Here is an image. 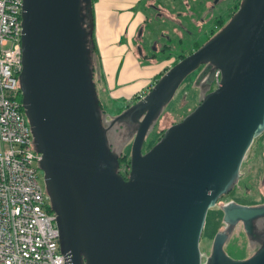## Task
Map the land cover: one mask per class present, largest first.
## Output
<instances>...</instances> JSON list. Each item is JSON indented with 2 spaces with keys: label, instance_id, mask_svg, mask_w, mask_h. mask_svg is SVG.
Listing matches in <instances>:
<instances>
[{
  "label": "water",
  "instance_id": "obj_1",
  "mask_svg": "<svg viewBox=\"0 0 264 264\" xmlns=\"http://www.w3.org/2000/svg\"><path fill=\"white\" fill-rule=\"evenodd\" d=\"M83 2L22 0L21 11V101L65 264H201L207 213L235 187L264 133V0H242L207 43L117 116L133 139L126 177L101 123ZM202 66L210 83L220 72L215 90L144 152L155 119ZM222 212L224 223L242 222L248 233L264 217V207L233 203ZM227 238L216 234L206 264H264V242L233 260Z\"/></svg>",
  "mask_w": 264,
  "mask_h": 264
},
{
  "label": "built area",
  "instance_id": "obj_2",
  "mask_svg": "<svg viewBox=\"0 0 264 264\" xmlns=\"http://www.w3.org/2000/svg\"><path fill=\"white\" fill-rule=\"evenodd\" d=\"M21 11L22 0H0V264H65L21 101Z\"/></svg>",
  "mask_w": 264,
  "mask_h": 264
},
{
  "label": "rangeland",
  "instance_id": "obj_3",
  "mask_svg": "<svg viewBox=\"0 0 264 264\" xmlns=\"http://www.w3.org/2000/svg\"><path fill=\"white\" fill-rule=\"evenodd\" d=\"M168 4L169 7L165 10L166 14L178 17V21L183 23L187 22L186 14H188V11L194 10L197 7L195 0H168ZM186 4L189 5V8ZM232 4L233 2L231 1L225 9L223 8L224 11L221 9V11H223L222 15L224 14L223 17H225L228 13L227 8ZM160 25L161 28L166 29L168 34L173 36V26L165 22ZM210 25L213 26V23L211 22ZM178 37L184 38L182 39V44L179 49L180 52L183 54H190L191 51L193 52V49L197 47L196 44L200 47L201 43L206 40L207 32L204 30L202 34L195 35L194 37H191V39L187 38L188 40L186 39V34L183 32H181ZM174 53H177V51ZM174 59L175 56H172L171 61L173 62ZM98 71L99 67H96V74ZM199 72L200 70L193 72L182 82L173 100L163 108L160 116L155 119L154 127L151 128L146 136L144 151H148L152 146H154L167 128L179 123L187 115H189L200 103L202 97L207 94L208 87L201 80L202 78L200 77ZM158 79L154 80L153 84ZM95 90L98 98L100 97L99 99H101V108L104 109L103 112L101 110L99 112L101 115L102 126L105 132H107V140H109V143L112 145L111 148L114 153L124 152L128 156L133 140L132 137L129 136L128 132H126L128 127L127 123L129 122L127 119H120L115 122V119L119 116L118 113L121 110L120 108L122 107V103L108 102L103 97L99 85L97 84ZM147 92L148 90L146 93ZM137 98L138 100L141 99L139 96ZM123 112L124 111H122V113ZM112 123L115 124L112 128H109L108 126L112 125ZM125 133L127 134L125 135ZM1 149L2 145L0 144V150ZM262 158H264V139L260 136L253 142L247 152V156L241 168V178L238 183L228 196L222 197L219 200L218 205L215 208L210 209V212L207 215L199 245L200 251L202 252V264H204L205 260L209 258L211 253V244L215 234L224 228L220 213L221 206L234 201L252 205L244 196L239 195L243 193H249L251 196H253V194L259 195L261 197L260 205L264 204V176L262 175V171H260L261 163H263ZM38 180L43 188L45 196L48 197L43 181V173L40 169L38 171ZM247 239L251 241V238L249 236L247 237V235L245 236V234L238 228L234 230L232 236L227 242L226 250L228 254L234 258L243 259L245 256L246 258H250L257 251L258 247L255 248V244H252L253 248H251L249 246L250 242H248ZM261 240L264 242V235L261 237Z\"/></svg>",
  "mask_w": 264,
  "mask_h": 264
},
{
  "label": "crops",
  "instance_id": "obj_4",
  "mask_svg": "<svg viewBox=\"0 0 264 264\" xmlns=\"http://www.w3.org/2000/svg\"><path fill=\"white\" fill-rule=\"evenodd\" d=\"M150 2L156 4L155 0H95L94 29L99 56L94 62V81L108 102L122 103L121 110L146 93L166 71L167 64L143 61L134 41L141 23L150 15L146 10Z\"/></svg>",
  "mask_w": 264,
  "mask_h": 264
},
{
  "label": "flooded vegetation",
  "instance_id": "obj_5",
  "mask_svg": "<svg viewBox=\"0 0 264 264\" xmlns=\"http://www.w3.org/2000/svg\"><path fill=\"white\" fill-rule=\"evenodd\" d=\"M155 1H156V4L150 2V4H148V7L146 6V10H149L150 15L146 17L144 21L141 23L142 25L138 29L137 34L135 35L134 41L136 43L138 56H140L141 59H143V61L148 62V63L156 62V64H160V63H164V65L167 64L164 69L168 70L170 69L172 64L177 60V57L179 56L186 57L190 55L191 53H193L194 51L198 50L205 44L204 42L207 43L221 28H223L231 19L230 17L232 16V14L236 12V6L239 4L240 0H195L197 3V7L194 10L188 11V14H186L187 22H184V23L178 21V17L172 16V15L169 16L168 14H166L165 10H167V8L169 7L168 0H155ZM231 1L233 2V4L227 8L228 13L225 15V17H223L224 14L222 15V12L224 11L226 6ZM186 6L189 8L188 4H186ZM221 9H223V11H221ZM164 22L174 27L173 36L168 34L166 29L161 28L160 24ZM211 22L213 23V26L210 25ZM204 30L207 32V37H206V40L203 43H201L200 47H198V45L196 44L198 48L195 47V49H193L194 51L193 52L191 51L190 54H183L182 52H180L179 49L182 44V39H184L183 37H178V35L181 32L186 34V39L187 38L191 39V37H194L195 35L202 34ZM176 51L177 53H174ZM172 56H175V59L173 62L171 61ZM204 69H205V66L200 67L198 69L200 70L199 74H201ZM209 71H212V69L210 68ZM201 80L208 87V89L212 85V83H210L209 81V74L206 77H203ZM216 86L217 85H215V87ZM126 132H128V130H126ZM126 134L127 133H125V135ZM261 136L264 139V133ZM111 147H110V152H113V149ZM120 153L123 154V152H120ZM125 155H124L125 162L118 160V168H117L118 173L124 177L127 176V175H124V170L130 164L129 152H128V156L126 155L127 157ZM262 162L263 163H261L260 171H262V175L264 176V158H262ZM242 165H241V168H242ZM240 173H241V169H240ZM231 191L228 194H230ZM228 194L225 196H228ZM239 195L244 196L247 200L250 201V204L252 205L242 204L237 201L230 202V203L243 206V207H264V204L260 205L261 197L259 195L253 194V196H251L249 193L247 194L243 193ZM219 200L216 206L218 205ZM222 207L223 206L220 207V213H221L222 222L224 224V228L218 231L217 233L224 232L228 234V238L223 246V249L225 253L233 260H246L248 259L246 258V256L242 259V258H234L231 255H229L226 250L227 242L232 236L233 231L238 228L245 234V236L247 235V237L249 236L251 238V241L247 239V241L250 242L249 246L251 248H253L252 244H255L254 245L255 248L257 247L259 248V246L263 242V240H261V237H263L264 235V217L258 220H255L253 222L254 230L248 233V231L246 230L242 222H238L233 226H229L226 223H224ZM209 212L210 210L208 211V213ZM214 238H213V241H214ZM213 241L211 244V251H212ZM200 253H201V264H202V252L200 251ZM207 259L205 260L204 264H206Z\"/></svg>",
  "mask_w": 264,
  "mask_h": 264
},
{
  "label": "trees",
  "instance_id": "obj_6",
  "mask_svg": "<svg viewBox=\"0 0 264 264\" xmlns=\"http://www.w3.org/2000/svg\"><path fill=\"white\" fill-rule=\"evenodd\" d=\"M241 1L242 0L239 1V4H240ZM239 4L236 6V10L238 9ZM94 7H95V0H84V2L82 4V10H81V26H82V28L84 30H86V38H85V41H86L87 48H88L90 54L93 57V59H92L93 60L92 61L93 71H94V62H95L96 59H98V56H99L98 55L97 45H96V39H95V29H94V26H95V22H94V12L95 11H94ZM234 13L232 14V16L230 18L233 17ZM183 58H185V56H179V57H177V60L172 64V66L175 65L177 62H179L178 60H182ZM163 73L158 78H160L163 75ZM214 86H215V84L212 82V85L209 87L207 93H210L213 90H215V87ZM137 100H138V98L135 97L132 100V103L131 104H128L127 106H125V108H123L122 110H120L118 114H121L122 111H124L127 108H129ZM98 105H99V108L103 111L104 109L101 108V102L100 101H99V104ZM144 152H147V151H144ZM124 155H125L124 152H123V154H119L118 160L119 161H124L125 160ZM47 210H48V212H52L50 206H48Z\"/></svg>",
  "mask_w": 264,
  "mask_h": 264
}]
</instances>
